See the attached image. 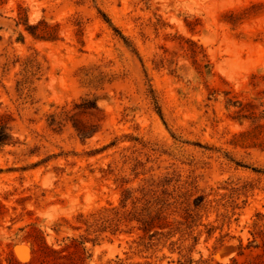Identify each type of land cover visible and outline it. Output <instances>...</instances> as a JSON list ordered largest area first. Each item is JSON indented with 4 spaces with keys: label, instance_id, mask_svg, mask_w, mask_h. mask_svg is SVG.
<instances>
[{
    "label": "rangeland",
    "instance_id": "1",
    "mask_svg": "<svg viewBox=\"0 0 264 264\" xmlns=\"http://www.w3.org/2000/svg\"><path fill=\"white\" fill-rule=\"evenodd\" d=\"M0 264H264V0H0Z\"/></svg>",
    "mask_w": 264,
    "mask_h": 264
}]
</instances>
